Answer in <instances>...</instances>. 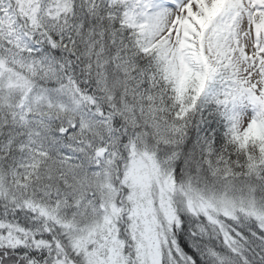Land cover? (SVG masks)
<instances>
[{
	"label": "snow or ice",
	"instance_id": "obj_1",
	"mask_svg": "<svg viewBox=\"0 0 264 264\" xmlns=\"http://www.w3.org/2000/svg\"><path fill=\"white\" fill-rule=\"evenodd\" d=\"M0 264H264V0H0Z\"/></svg>",
	"mask_w": 264,
	"mask_h": 264
}]
</instances>
